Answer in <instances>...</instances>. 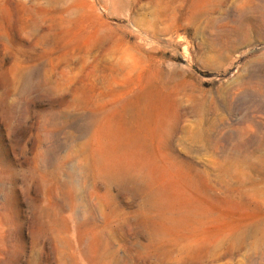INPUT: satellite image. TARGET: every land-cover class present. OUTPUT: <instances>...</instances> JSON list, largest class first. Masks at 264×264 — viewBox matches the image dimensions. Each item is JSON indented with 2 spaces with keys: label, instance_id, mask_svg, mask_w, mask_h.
<instances>
[{
  "label": "rangeland",
  "instance_id": "obj_1",
  "mask_svg": "<svg viewBox=\"0 0 264 264\" xmlns=\"http://www.w3.org/2000/svg\"><path fill=\"white\" fill-rule=\"evenodd\" d=\"M0 264H264V0H0Z\"/></svg>",
  "mask_w": 264,
  "mask_h": 264
}]
</instances>
